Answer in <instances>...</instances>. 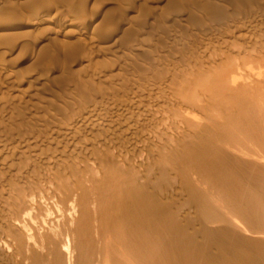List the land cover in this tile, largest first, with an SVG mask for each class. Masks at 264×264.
Listing matches in <instances>:
<instances>
[{
    "label": "rangeland",
    "instance_id": "obj_1",
    "mask_svg": "<svg viewBox=\"0 0 264 264\" xmlns=\"http://www.w3.org/2000/svg\"><path fill=\"white\" fill-rule=\"evenodd\" d=\"M263 162L264 0H0V264H264Z\"/></svg>",
    "mask_w": 264,
    "mask_h": 264
},
{
    "label": "bare ground",
    "instance_id": "obj_2",
    "mask_svg": "<svg viewBox=\"0 0 264 264\" xmlns=\"http://www.w3.org/2000/svg\"><path fill=\"white\" fill-rule=\"evenodd\" d=\"M243 75H244V74H243ZM103 153H104V152H103ZM104 154H106V153H104ZM108 156H109V155H108ZM112 156H113V155H112ZM258 161H259V160H258ZM256 163H257V162H256ZM263 164H264V162H263ZM69 227H70V226H69ZM54 230H55V229H54ZM70 230H71V229H70ZM67 232H68V231H67ZM71 232H72V231H71ZM71 232H70V233H71ZM57 235H58V234H57ZM71 235H72V234H71ZM95 235H96V234H95ZM73 236H74V235H73ZM73 239H74V238H73ZM91 239H92V238H91ZM96 240H97V239H96ZM105 241H106V240H105ZM94 242H95V241H94ZM99 242H100V241H99ZM99 242H98V243H99ZM67 243H68V242H67ZM96 243H97V242H96ZM105 243H106V242H105ZM109 243H110V242H109ZM63 244H64V243H63ZM99 244H101V243H99ZM106 244H107V243H106ZM57 245H58V244H57ZM84 245H85V244H84ZM104 245H105V244H104ZM62 246H63V245H62ZM76 246H77V245H76ZM92 246H93V245H92ZM100 246H101V245H99V247H100ZM108 246H109V245H108ZM88 247H89V246H88ZM95 247H96V245H95ZM102 247H104V246H102ZM60 248H61V247H60ZM77 248H79V247H77ZM92 248H93V247H92ZM106 248H107V247H106ZM110 248H111V247H110ZM110 248H109V250H110ZM94 249H95V248H94ZM96 249H97V248H96ZM114 249H115V248H114ZM53 250H54V249H53ZM98 250H99V249H98ZM112 250H113V248H112ZM120 251H121V250H120ZM26 252H27V251H26ZM107 252H110V251L107 250ZM56 253H57V252H56ZM98 253H99V252H98ZM98 253H97V254H98ZM104 253H105V251H104ZM112 253H113V252H112ZM54 254H55V253H54ZM54 254H53V255H54ZM106 254H108V253H106ZM124 254H126V253H124ZM102 255H103V254H102ZM111 255H112V254H111ZM43 256H44V255H43ZM66 256H67V255H66ZM106 256H107V255H106ZM106 256H105V257H106ZM121 256H122V255H121ZM125 256H126V255H125ZM51 257H52V256H51ZM98 257H99V256H98ZM109 257H110V256H109ZM18 258H19V257H18ZM49 258H50V257H49ZM73 258H74V257H73ZM107 258H108V257H107ZM126 258H127V257H126ZM104 259H105V258H104ZM128 259H129V258H128ZM72 260H73V259H72ZM115 260H116V259H115ZM108 261H109V260H108ZM130 261H131V260H130ZM90 262H91V261H90ZM100 262H101V261H100ZM93 263H95V262H93ZM120 263H121V262H120ZM124 263H125V261H124ZM97 264H98V263H97Z\"/></svg>",
    "mask_w": 264,
    "mask_h": 264
}]
</instances>
